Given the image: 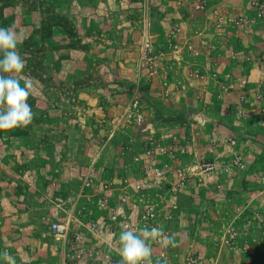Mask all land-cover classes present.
<instances>
[{"label":"rangeland","instance_id":"374dc122","mask_svg":"<svg viewBox=\"0 0 264 264\" xmlns=\"http://www.w3.org/2000/svg\"><path fill=\"white\" fill-rule=\"evenodd\" d=\"M0 27L22 41L34 113L0 133V253L72 264L103 182L127 223L175 237L153 264H264V0L0 2Z\"/></svg>","mask_w":264,"mask_h":264},{"label":"clouds","instance_id":"9594fccd","mask_svg":"<svg viewBox=\"0 0 264 264\" xmlns=\"http://www.w3.org/2000/svg\"><path fill=\"white\" fill-rule=\"evenodd\" d=\"M21 42L14 27H0V131L27 127L34 118L28 103L33 85L29 78L21 76L26 64L18 51ZM154 243L163 247L176 246L175 237L165 235L160 227L122 230L119 235L121 264H153ZM0 258L15 264L7 252L0 253Z\"/></svg>","mask_w":264,"mask_h":264},{"label":"built area","instance_id":"2783aa9c","mask_svg":"<svg viewBox=\"0 0 264 264\" xmlns=\"http://www.w3.org/2000/svg\"><path fill=\"white\" fill-rule=\"evenodd\" d=\"M148 47L149 45L146 44L142 49V54L148 50ZM143 58L144 56H142V59ZM137 104V101L134 100L128 105L127 110L132 112L137 108ZM135 116L137 118L138 124H140V121H142L141 115L135 114ZM158 173L160 174V172ZM93 190H95V192L93 193L92 197L96 196V199L94 202H91L95 204L94 206H96L98 210L103 211L105 215H102L99 218H94L89 214L86 219H81V222H79L80 225L79 227H77L81 228L82 232L78 234L74 233L71 238L73 242H81L82 240L87 238L88 245L84 249L83 247L77 248L74 251V255L69 256V258L72 259V264H75V262H80V259L83 261V264H121V257L119 255V237H117V235L119 236L122 230H135V228H143L145 226L139 224L138 226H135L133 224L130 225L129 222L127 223V216L125 215V217L121 215L122 210L118 206L109 207L110 205L108 203V195L106 194L108 193V187L106 186V184L102 182L98 187L95 186ZM73 219L74 218H72V220ZM148 220H150L149 217H147V222ZM70 221V218H66V220L60 223H52L50 229L52 230L53 234L64 237L68 230V223ZM147 222L144 223L146 224ZM151 227V225L148 226V228ZM100 239L106 244L105 246H102V250L100 249L102 243ZM110 243L112 245H110ZM196 263L197 260H195L194 258H188L186 264Z\"/></svg>","mask_w":264,"mask_h":264},{"label":"trees","instance_id":"16d2710c","mask_svg":"<svg viewBox=\"0 0 264 264\" xmlns=\"http://www.w3.org/2000/svg\"><path fill=\"white\" fill-rule=\"evenodd\" d=\"M0 2L2 3V8L3 7H11V6H13V5H15V4H17V3H23L24 2V0H0ZM49 29V28H48ZM43 30L45 31V27L43 28ZM51 31H52V28L50 29ZM42 35H44V34H42ZM42 39H45L44 37H42ZM39 43H46L45 41H40ZM38 44V43H37ZM36 44V45H37ZM35 45V44H34ZM35 45V46H36ZM27 53H29V54H32L33 52H32V50H24V54H26L27 55ZM31 56V55H30ZM33 61H34V63L31 65V67L29 66V70H30V73H29V75H31V76H33V77H35V78H38V79H41V78H39L40 76L39 75H37V69L38 68H40V66H41V62L40 61H37V62H35V58L33 59ZM43 61V60H42ZM35 68V72L33 71V69ZM78 85H80V83H78V82H73L72 84H71V86H69L68 88H67V92H68V94L70 95V98H71V100H73V101H75V99L74 98H72V95H76L75 93L78 91V88H79V86ZM74 97V96H73ZM170 119V118H169ZM19 132L21 131V130H19V129H17ZM18 131H16V132H18ZM1 132H6V131H0V133ZM12 132H14V131H12ZM24 136H25V134H23ZM99 142H97V144H98ZM50 147H53L52 145L50 146ZM46 183H44V185H45Z\"/></svg>","mask_w":264,"mask_h":264},{"label":"water","instance_id":"95a60500","mask_svg":"<svg viewBox=\"0 0 264 264\" xmlns=\"http://www.w3.org/2000/svg\"><path fill=\"white\" fill-rule=\"evenodd\" d=\"M199 121H200V119H199Z\"/></svg>","mask_w":264,"mask_h":264}]
</instances>
